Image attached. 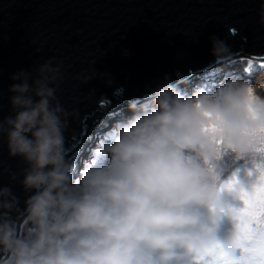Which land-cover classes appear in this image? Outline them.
<instances>
[{
    "label": "clouds",
    "instance_id": "9594fccd",
    "mask_svg": "<svg viewBox=\"0 0 264 264\" xmlns=\"http://www.w3.org/2000/svg\"><path fill=\"white\" fill-rule=\"evenodd\" d=\"M209 43L226 62V42L211 35ZM65 71L55 57L17 71L8 115L0 103V142L23 163L11 179L21 176L27 194L21 208L0 184V264H243L254 239L241 196L258 193L264 171V72L255 82L226 76L214 89L165 74L99 141L106 163L78 174L65 154L73 113L57 96ZM244 161L252 179L229 185Z\"/></svg>",
    "mask_w": 264,
    "mask_h": 264
},
{
    "label": "water",
    "instance_id": "95a60500",
    "mask_svg": "<svg viewBox=\"0 0 264 264\" xmlns=\"http://www.w3.org/2000/svg\"><path fill=\"white\" fill-rule=\"evenodd\" d=\"M260 4L261 0H0L3 114H9L11 75L55 57L66 69L57 96L73 113L65 131L66 152L72 150L83 134L82 122L92 119L100 104L111 105L114 99L128 104L144 98L165 74L175 80L179 73L182 84L222 63L210 55L211 35L229 46L228 60L240 53L264 58ZM84 76L93 79L85 84ZM23 167L19 158L8 156L6 141L0 142V184L12 188L21 208L27 194L22 177L12 180L11 174Z\"/></svg>",
    "mask_w": 264,
    "mask_h": 264
},
{
    "label": "rangeland",
    "instance_id": "374dc122",
    "mask_svg": "<svg viewBox=\"0 0 264 264\" xmlns=\"http://www.w3.org/2000/svg\"><path fill=\"white\" fill-rule=\"evenodd\" d=\"M248 60H251L252 64H248L247 63ZM228 61H226L228 63H220V64L217 63L216 66L218 67V65H219V66L224 67V68L227 66H229L231 68H236L235 70H238L239 74L234 75V76L247 77V78H250L253 82H255L256 77L259 73L264 72V68L260 67V64L264 63V60H262L261 58H252V57L246 58V57L240 56V57H236V59H229ZM253 71H256L257 74L254 75ZM220 74L221 75L219 77H222V75L223 76L228 75V73H225L224 69H222L220 71ZM200 75H203V74H200ZM200 75H198V76L194 75L193 77H189L185 80V81H188L187 83H192L190 86H188V89H191L192 87H194L196 85H200V86H204V87H210L213 84V82H215L214 77L216 74L212 75L211 78H206V79L202 80L204 82V84H202V85L199 83H195L194 80L197 77H199ZM187 83H183V84L180 83V84L181 85L185 84V86H187L188 85ZM114 100L115 101L113 103H111V105L108 102H104L103 104H100V110H98L96 114L92 115V119H90V118L88 119V117H86V119H84V121L82 122V133L83 134L80 136L81 138L79 137L78 140L76 139V141H74V147L75 148L72 151L69 150L65 153L66 157L72 163L77 165V173L78 174L82 170V165H81L82 161L85 160V162H86V160L88 159V157H86L84 155V152H83V150L85 149V145H87V147H88L91 140L97 139V137L93 136V134L96 131L102 130L105 122L108 123V125H107V130H108L109 124H110L109 118L113 117L114 114L116 115V114H119L120 112H124L126 110L127 101H122V100H118V99H114ZM92 136H93V138H92ZM91 146L94 147V144ZM97 146H98V144L96 145V147ZM89 159H90V156H89ZM25 223L26 222L20 223L21 229L25 226Z\"/></svg>",
    "mask_w": 264,
    "mask_h": 264
},
{
    "label": "snow or ice",
    "instance_id": "6c2138e0",
    "mask_svg": "<svg viewBox=\"0 0 264 264\" xmlns=\"http://www.w3.org/2000/svg\"><path fill=\"white\" fill-rule=\"evenodd\" d=\"M261 59L264 60V58ZM247 63L252 64V61L248 60ZM260 67L264 68V63H261ZM234 181L235 175L229 179L228 184L231 185ZM260 181L261 187L256 195L249 196L242 193L241 196L245 208L241 211L240 216L247 217L249 221L244 225V232L246 237L254 239L253 246L248 249L250 255L244 259L243 264H264V230L257 231L251 227L253 222L264 225V220H261V217H264V171H261ZM208 264H217V262L210 261Z\"/></svg>",
    "mask_w": 264,
    "mask_h": 264
},
{
    "label": "trees",
    "instance_id": "16d2710c",
    "mask_svg": "<svg viewBox=\"0 0 264 264\" xmlns=\"http://www.w3.org/2000/svg\"><path fill=\"white\" fill-rule=\"evenodd\" d=\"M243 55L242 53L238 54L237 56H241ZM224 69L225 70V73H228V75H222V77H219L221 74H220V71ZM236 68H231L229 66L227 67H221L218 65L215 66L214 68L212 69H209L207 73H198V75L200 74H203V75H200L199 77H197L194 81L195 83H199V84H204V82L202 80L206 79V78H211L212 75L216 74L215 77H214V81L213 84L210 86V87H207L209 89H214L216 87V85L219 83V81H221L222 79H224L226 76H234V75H237L239 74L238 70H235ZM257 69V68H256ZM254 72V75H256V71H253ZM192 83H188L187 86H185L186 88H188V86H190ZM123 112H120L119 114H114L113 117L109 118L110 120V124H109V128L111 126V123L120 118V116L122 115ZM113 119V120H112ZM107 125L108 123L105 122V124L103 125V128L102 130H99V131H96L93 136H96L97 139L96 140H91L90 143H89V146L87 147V145H85V151L83 150L84 152V155L86 157H88V159L84 161H82L81 165H82V170H87L88 168L90 167H94V166H100L102 164H105L106 163V160L104 159V156H103V153L102 152H99V151H95V149L97 148L96 145L99 143L100 140H102L104 138V134L108 131L107 130ZM92 136V138H93ZM94 144V147H92L91 145ZM91 146V147H90ZM88 148V149H87ZM89 156H90V159H89ZM92 158V159H91ZM232 175H235V177L237 178H241L243 177L244 179L246 180H251L252 179V176H248L247 173L248 172H251L252 171V168L249 166V163L247 161H244V162H236L233 166H232ZM254 175V173H253ZM229 179L231 177H228Z\"/></svg>",
    "mask_w": 264,
    "mask_h": 264
},
{
    "label": "bare ground",
    "instance_id": "6f19581e",
    "mask_svg": "<svg viewBox=\"0 0 264 264\" xmlns=\"http://www.w3.org/2000/svg\"><path fill=\"white\" fill-rule=\"evenodd\" d=\"M238 57V56H237ZM88 119H89V117H88ZM82 127V126H81ZM87 132V131H86ZM72 149H74V147L72 148ZM20 226V225H19Z\"/></svg>",
    "mask_w": 264,
    "mask_h": 264
}]
</instances>
